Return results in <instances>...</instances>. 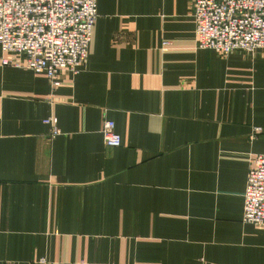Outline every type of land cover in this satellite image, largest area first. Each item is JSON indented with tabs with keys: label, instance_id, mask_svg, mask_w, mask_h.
<instances>
[{
	"label": "crops",
	"instance_id": "crops-1",
	"mask_svg": "<svg viewBox=\"0 0 264 264\" xmlns=\"http://www.w3.org/2000/svg\"><path fill=\"white\" fill-rule=\"evenodd\" d=\"M192 11L98 0L87 63L54 97L0 46V264H264V227L243 221L264 48L198 47Z\"/></svg>",
	"mask_w": 264,
	"mask_h": 264
},
{
	"label": "built area",
	"instance_id": "built-area-1",
	"mask_svg": "<svg viewBox=\"0 0 264 264\" xmlns=\"http://www.w3.org/2000/svg\"><path fill=\"white\" fill-rule=\"evenodd\" d=\"M190 1L198 47L223 55L264 48V0ZM98 16V0H0L3 65L45 72L54 97L61 75L87 63ZM44 123L51 139L62 134L57 117ZM101 133L108 146L122 144L114 120L105 118ZM243 221L264 227V153L253 156L247 172Z\"/></svg>",
	"mask_w": 264,
	"mask_h": 264
}]
</instances>
